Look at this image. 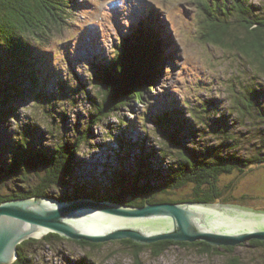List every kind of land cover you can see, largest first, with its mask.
I'll return each mask as SVG.
<instances>
[{"label": "trees", "instance_id": "obj_1", "mask_svg": "<svg viewBox=\"0 0 264 264\" xmlns=\"http://www.w3.org/2000/svg\"><path fill=\"white\" fill-rule=\"evenodd\" d=\"M252 2L199 1L208 20L213 21L204 37L211 43L225 40L230 43L231 40L238 54L251 64H257V71L264 73V3L257 7ZM70 3V0H0V118L11 117L16 121L18 113L11 106L22 102L29 94L33 106L46 115L55 113L59 119H55L56 122L61 124L59 134L53 136L56 139L53 147L36 144L42 135L40 125L32 122L20 125L17 139L1 148L2 153L7 151V156L4 164H0V173L5 181L19 182L24 187L21 185L16 195L0 194V204L32 197L59 202L90 199L131 207L217 201L229 204L219 181L224 176L242 174L253 166L264 165V149L248 157L238 156L236 149L242 139L227 129L226 117L219 113L214 101L200 103V109L187 107V118L183 117L182 109L173 106L175 102L167 101L166 104L163 99L159 111H154V104L149 105L147 98L156 91L166 62V44L158 22L155 25L150 20L139 23L124 39L120 38V45L112 57L98 58L90 63L91 74L87 80L96 93L90 94L85 88L86 80L74 72L63 79L50 67L51 52H54L50 44L55 34L68 26L70 18L62 14L68 13L64 8L69 9ZM236 26L244 30L241 37L234 35ZM235 92L230 104L232 112L242 124L259 118L263 130L257 131V137L264 141V91L247 83ZM78 101L88 103V118L82 127L80 122L69 127V139L65 111L67 106H75ZM138 107L147 110H143L140 117L139 112H135ZM126 109L140 120L141 130L137 137L132 130L136 125L122 114ZM110 119L116 122L111 123ZM149 124L155 125L153 131L160 141L148 147L149 132L144 128ZM93 126L102 127L104 140L109 139L114 147L110 143L93 144L90 141V137H94ZM251 133L249 129L247 134ZM206 134L221 140L215 145L202 144L201 137ZM86 144L89 150L105 147L106 158L116 163V166L104 164L112 169L111 180L100 189L89 190L87 180L77 182L74 177L75 169L80 167L77 155ZM227 145L231 150H227ZM72 182H75L73 187ZM52 192L60 193L53 195ZM60 240L64 239L52 233L38 240H26L17 246L16 259L11 264H34L33 254L38 245ZM121 242L137 248L135 259L138 250L143 248L154 249L157 256L172 245L200 246L206 253L217 249L204 242L161 241L144 246L130 240ZM75 243L83 248L101 246L83 241ZM249 243L264 249V241ZM223 249L231 251L233 247Z\"/></svg>", "mask_w": 264, "mask_h": 264}, {"label": "rangeland", "instance_id": "obj_2", "mask_svg": "<svg viewBox=\"0 0 264 264\" xmlns=\"http://www.w3.org/2000/svg\"><path fill=\"white\" fill-rule=\"evenodd\" d=\"M70 1L69 9L64 8L68 13L62 14V17L70 18L67 20L68 26L62 32L56 33L50 44L54 49V52H51L50 67L56 69L63 79L74 72L82 80H86L85 88L90 94L96 93V89L92 88L87 80L91 74L90 63L95 59L99 60L98 58L112 57L121 39L139 23L150 20L155 25L158 22L165 39L166 62L163 64L159 83L155 86L156 91L153 90L151 97L147 98L149 105L154 104V111H159V103L163 99L166 104L167 101L175 102L173 106L182 109L183 117L187 118V107L197 106L196 108L200 109L198 107L200 103L214 101L219 113L226 117L227 129L242 139L236 149L238 156L248 157L254 155L258 149H264V141L257 137V131L261 133L263 130L261 128L263 123L257 118L256 121L251 120L255 122L254 124H251L252 122L242 124L230 106L232 97L236 94L235 90H242V86L247 83L256 85L264 91V73L257 71V64L253 65L240 56L231 40L230 43L228 40L211 43L205 39L204 33L213 21L208 20L202 11L199 5L201 0ZM263 3L262 0H253L252 5L258 7ZM233 32L234 35L241 37L244 30L236 26ZM65 40L70 41L62 43ZM11 107L18 113L17 120L11 117L0 118L1 165L7 156V151L4 150L2 153L1 148L17 139L16 132L20 125L23 127L32 122L39 124L42 136L36 140V144L46 148L53 147L56 141L53 136L59 134L61 125L56 122L55 119H59L55 113L50 114L53 116L51 118L40 108L33 106L29 94H26L22 102ZM88 110V103L84 104L82 101H78L75 106H67L65 111L67 138L70 137L69 127L77 122L83 126L88 118ZM143 110L147 111L146 108L138 107L135 112H139L140 117ZM122 114L137 126L132 128L133 136L137 137L141 130L140 120L136 118L134 112L127 109L123 110ZM110 122L116 121L110 119ZM253 126L255 127L252 128ZM144 129L149 132L148 147L159 143L160 138L153 131L154 124H149ZM249 129L252 130V135L247 134ZM91 130L94 133V137H90L93 144L110 143L109 139L104 140L105 132L102 127L93 126ZM218 140L221 139L206 134L205 137H201L200 142L215 145ZM110 144L114 147L113 143ZM87 146L86 144L77 155L80 167L75 169L74 177L77 178L75 179L77 182L87 180L89 190L93 187L100 189L111 180L112 169L104 164L116 166V163L106 158L105 147L89 150ZM226 148L231 150L230 146ZM89 151L96 154L88 155ZM74 184L75 182H72L71 186ZM21 185L24 187L19 182L5 181L0 173L2 196L16 195ZM219 187L224 189L225 200L229 204L264 212V165L253 166L242 174L224 176L219 181ZM57 193L60 192H52L53 195ZM121 241L124 240L103 243L94 248H83L75 243L76 241L66 239L41 243L33 254L34 264H264V249L251 246L249 242L237 245L231 251L216 247L217 249L208 253L203 252L200 246L172 245L160 256H157L152 248H143L138 250L139 254L135 259L137 248Z\"/></svg>", "mask_w": 264, "mask_h": 264}, {"label": "water", "instance_id": "obj_3", "mask_svg": "<svg viewBox=\"0 0 264 264\" xmlns=\"http://www.w3.org/2000/svg\"><path fill=\"white\" fill-rule=\"evenodd\" d=\"M34 232L91 244L130 240L143 246L172 241L235 247L252 240L264 241V212L222 203L131 207L90 199L4 201L0 204V264L13 263L22 242L42 238L32 236Z\"/></svg>", "mask_w": 264, "mask_h": 264}, {"label": "bare ground", "instance_id": "obj_4", "mask_svg": "<svg viewBox=\"0 0 264 264\" xmlns=\"http://www.w3.org/2000/svg\"><path fill=\"white\" fill-rule=\"evenodd\" d=\"M43 233L41 232H34L32 236H34L35 238H40L42 237Z\"/></svg>", "mask_w": 264, "mask_h": 264}]
</instances>
